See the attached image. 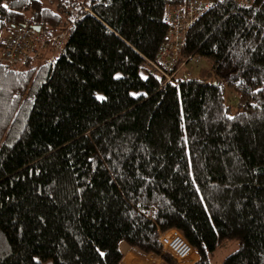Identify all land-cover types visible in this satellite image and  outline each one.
I'll list each match as a JSON object with an SVG mask.
<instances>
[{"label":"trees","instance_id":"obj_1","mask_svg":"<svg viewBox=\"0 0 264 264\" xmlns=\"http://www.w3.org/2000/svg\"><path fill=\"white\" fill-rule=\"evenodd\" d=\"M183 1L0 0V38L67 31L0 57V264H122V243L181 264L172 226L191 264L233 239L220 264H264V0H208L166 50Z\"/></svg>","mask_w":264,"mask_h":264},{"label":"built area","instance_id":"obj_2","mask_svg":"<svg viewBox=\"0 0 264 264\" xmlns=\"http://www.w3.org/2000/svg\"><path fill=\"white\" fill-rule=\"evenodd\" d=\"M247 2L250 0H240ZM212 5L208 0H184L166 15L167 18H174L175 30L170 31L175 42L170 41L164 44V49L175 51L183 45V38L186 27L198 17L203 7ZM182 33V35L179 34ZM67 31L60 30L50 36H45L37 30L30 21L14 24L12 28L5 31L0 38V57L10 63L19 64L28 57H38L47 49L50 44L58 49L66 40ZM49 42V44H48ZM55 53L46 55L47 60H53ZM158 239L164 251L173 255L181 264L188 260L195 250L194 247L184 237L179 228L172 226L165 230L158 231Z\"/></svg>","mask_w":264,"mask_h":264},{"label":"rangeland","instance_id":"obj_3","mask_svg":"<svg viewBox=\"0 0 264 264\" xmlns=\"http://www.w3.org/2000/svg\"><path fill=\"white\" fill-rule=\"evenodd\" d=\"M207 63L208 62H207V60L205 58H202L200 60V64L203 65V66H207L208 65ZM185 68H187V67L185 66ZM188 69L191 71L192 75H195L198 68H197V66H188ZM141 72H143V70H141ZM237 99H238L237 93L233 89L226 87L225 88V100H226V102L228 104L231 105L229 107V111L230 112H233L234 111V108H235ZM226 247L227 248H223V249H218L217 250L216 255L211 260V264H220V262H221L222 258L224 257V255L226 253L234 250L237 247L236 240L233 239V241L227 242ZM192 261H193L192 254L189 256V259L188 260H184L185 264H190Z\"/></svg>","mask_w":264,"mask_h":264},{"label":"crops","instance_id":"obj_4","mask_svg":"<svg viewBox=\"0 0 264 264\" xmlns=\"http://www.w3.org/2000/svg\"><path fill=\"white\" fill-rule=\"evenodd\" d=\"M123 257L122 264H167L162 257L155 253H141L134 247H129L122 243ZM199 254L196 250L192 253L193 263L198 259ZM190 263V264H191Z\"/></svg>","mask_w":264,"mask_h":264},{"label":"water","instance_id":"obj_5","mask_svg":"<svg viewBox=\"0 0 264 264\" xmlns=\"http://www.w3.org/2000/svg\"><path fill=\"white\" fill-rule=\"evenodd\" d=\"M35 26V28L37 29V30H39L40 29V27L38 26V25H34Z\"/></svg>","mask_w":264,"mask_h":264},{"label":"snow or ice","instance_id":"obj_6","mask_svg":"<svg viewBox=\"0 0 264 264\" xmlns=\"http://www.w3.org/2000/svg\"><path fill=\"white\" fill-rule=\"evenodd\" d=\"M4 7H7V5H4ZM102 99V98H101Z\"/></svg>","mask_w":264,"mask_h":264}]
</instances>
